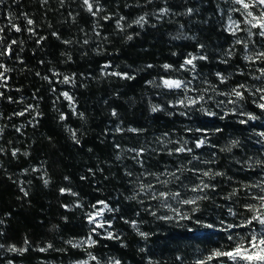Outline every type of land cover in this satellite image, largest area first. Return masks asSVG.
<instances>
[{"label": "trees", "instance_id": "1", "mask_svg": "<svg viewBox=\"0 0 264 264\" xmlns=\"http://www.w3.org/2000/svg\"><path fill=\"white\" fill-rule=\"evenodd\" d=\"M91 2L0 5V264H233L208 257L260 230L229 225L264 195V37L230 0Z\"/></svg>", "mask_w": 264, "mask_h": 264}, {"label": "snow or ice", "instance_id": "2", "mask_svg": "<svg viewBox=\"0 0 264 264\" xmlns=\"http://www.w3.org/2000/svg\"><path fill=\"white\" fill-rule=\"evenodd\" d=\"M233 2L235 4L240 5V8L238 9H234L235 11H238L241 13L242 16H244V23L246 25H249V27L242 29L240 27V23L237 21H232L231 20V16H229V20L231 21V23L228 25V30H230L232 32L233 35L236 34V32L239 31H247L249 37H251L252 35H256L258 34L260 37H264V0H233ZM5 0H0V5L4 4ZM83 3L85 5H87V10L89 12H92L93 15H95V12H93V4L91 2V0H83ZM259 9V12H256L255 10ZM99 9L97 8V11ZM161 11L166 12L167 9H162ZM187 12L189 14H191L193 12V9L189 8L187 9ZM144 20V17H140L136 23L137 24H141V22ZM27 24L28 25H32L33 21L32 20H27ZM12 27L15 29V31L19 32L21 31V28L16 26V25H12ZM258 29L259 32L258 33H253L252 29ZM31 30V29H29ZM3 31V28H0V32ZM12 44H15L16 41L13 40L11 42ZM235 43H245L243 40L238 39L235 41ZM201 47H203L201 45ZM245 48H247V44H245ZM8 51H11V45L8 46ZM4 53H0V55H3ZM260 57H264V52H259L257 54V59ZM196 59H207L206 56H199V57H191L189 59H186L184 61V64L181 65V67L183 68L184 65H191L192 69H195V64H194V60ZM246 60H252L253 57L252 56H246L245 57ZM3 65H0V68H2ZM170 65H164L165 69L170 68ZM262 74H264V69L260 70ZM113 75H122L125 78H131L128 77L127 74H120V73H112ZM217 75L221 78V82H224L225 78L223 76H221V74L217 73ZM3 76V73H0V77ZM257 79H259V77H257ZM64 82L67 83L69 82V78L65 77ZM162 86L168 89H180L182 87H185V82L178 80V79H163L162 78ZM238 87H242L245 88V90H248L247 87L245 85H240ZM257 92H261L264 93V88H258L256 90ZM233 93L235 94L236 97L238 98H243V92L238 91L236 89H233ZM3 93H0V96H2ZM62 95L65 96L66 99H68L69 101L72 100V97L68 94V93H62ZM261 100H264V95H262ZM9 99H11L9 97ZM197 101L196 100H191V103L195 104ZM180 104H183L184 101H179ZM261 109H264V103H261L258 105ZM153 111H157L158 109L156 107H153L152 109ZM24 113H17V115H23ZM113 115H116L115 111H113ZM62 119L64 117H61ZM254 118V117H251ZM241 123H245L246 121H240ZM133 131H136L135 129H133ZM74 135V134H73ZM264 135V134H262ZM78 142V141H77ZM205 143V141L203 139H201L200 141L197 142L196 147H201L203 146ZM233 143H236L235 141H233ZM143 149L138 150L137 151V156L141 155L143 153ZM177 152H191L192 149L188 148H184V147H180L178 149H176ZM13 155H15V153H13ZM204 176H210L212 175L210 172H203ZM215 175H222V173H216ZM45 183H47V181H45ZM204 188H208V187H213L211 185H203ZM203 188H194L193 191H202ZM65 190L61 189V192L63 193ZM70 191V190H69ZM262 192H264V188L261 189ZM25 195H27V192H25ZM75 195V194H73ZM161 197H167L166 193L161 192L159 194ZM178 195V194H177ZM206 197H197L196 199H205ZM253 199L259 200L260 204L259 206L254 205V204H249V205H245V207L247 208L248 211L253 212L254 214L243 224H238V225H229V228L232 227H248L250 225H252L253 223L259 224L260 225V230L257 232L255 230H253L247 237L241 239V241L239 243L236 244V246L234 248H232L229 251H219L216 250L212 255H210L208 257V260H211L213 258H220V257H227L230 261L233 262V264H264V195H260L258 197H252ZM196 200H184L183 203L184 204H193L195 203ZM98 203H104V202H98ZM95 207V205L93 206ZM105 207H107V205H105ZM109 211H112V209H108ZM230 214L235 215V213H233L231 211V209H229ZM154 214V213H153ZM102 215V210L98 211L96 214H90L88 219L90 223H96L97 221V217ZM183 218H187V217H183ZM134 223V222H133ZM97 227H104V223H97L96 224ZM110 226V225H109ZM209 227H211L209 225ZM93 231H95V229H93ZM141 235H146L144 233H141ZM109 238H111V234H109ZM229 239H232V237L230 236ZM49 247H51V245H49ZM12 250H15L14 248ZM23 251V250H21ZM41 251H43V249H41ZM117 264H119V262H117ZM201 264H203V262H201Z\"/></svg>", "mask_w": 264, "mask_h": 264}, {"label": "rangeland", "instance_id": "3", "mask_svg": "<svg viewBox=\"0 0 264 264\" xmlns=\"http://www.w3.org/2000/svg\"><path fill=\"white\" fill-rule=\"evenodd\" d=\"M230 1H231V5H232L235 9L240 8V5L235 4V3L233 2V0H230ZM255 11H256V12H259V9H256ZM237 13H239L240 16H241V19H242L241 22L244 23V16H242L241 13L238 12V11H237ZM232 21H233V20H232ZM230 23H231V21H230ZM244 25H245L246 27H249V25H246L245 23H244ZM47 264H56V263H54V262H50V263H47ZM69 264H90V262H89L87 259H84V260L73 261V262H71V263H69ZM98 264H101V263H98Z\"/></svg>", "mask_w": 264, "mask_h": 264}]
</instances>
